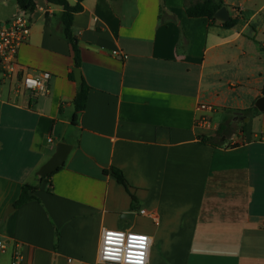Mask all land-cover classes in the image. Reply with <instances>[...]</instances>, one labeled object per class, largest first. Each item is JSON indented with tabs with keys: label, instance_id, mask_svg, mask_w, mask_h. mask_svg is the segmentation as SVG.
Masks as SVG:
<instances>
[{
	"label": "crops",
	"instance_id": "0c3cea01",
	"mask_svg": "<svg viewBox=\"0 0 264 264\" xmlns=\"http://www.w3.org/2000/svg\"><path fill=\"white\" fill-rule=\"evenodd\" d=\"M203 1L84 0L73 35L89 94L74 122L64 8L34 0L0 92V264L18 248L21 264H103L110 229L148 234L149 264H264V0H223L232 28L189 17ZM25 73H49L48 92L20 90ZM60 143L65 165L41 180ZM24 185L35 199L16 208Z\"/></svg>",
	"mask_w": 264,
	"mask_h": 264
},
{
	"label": "built area",
	"instance_id": "2783aa9c",
	"mask_svg": "<svg viewBox=\"0 0 264 264\" xmlns=\"http://www.w3.org/2000/svg\"><path fill=\"white\" fill-rule=\"evenodd\" d=\"M34 12L35 9L30 12L20 8L9 23L0 25V92L4 83L17 70L19 50L30 37L31 19ZM50 79L49 73H43L40 76L25 73L20 81V90L45 94L48 92ZM207 110L212 112L214 108L209 105L199 106V111ZM197 125L209 128L211 127V120L206 115L198 117ZM49 142L52 140L50 139ZM141 240H143V247L140 246ZM151 248L152 238L148 234L113 229L105 230L99 260L103 264H136L139 256L142 264H149ZM6 249L5 240L0 238V253H4ZM22 260V252L18 248L14 253L13 264H21Z\"/></svg>",
	"mask_w": 264,
	"mask_h": 264
},
{
	"label": "trees",
	"instance_id": "16d2710c",
	"mask_svg": "<svg viewBox=\"0 0 264 264\" xmlns=\"http://www.w3.org/2000/svg\"><path fill=\"white\" fill-rule=\"evenodd\" d=\"M49 2L53 4L60 5L64 8V13L62 16V22L64 25V35L67 38V40L72 44L75 52V67L80 68L81 67V57H80V50L78 47V44L76 42V38L73 35V21L75 14L81 12L83 10L82 3L84 0H79L78 3L75 6H71L67 0H48ZM17 4L19 8L25 11H34L35 9V3L34 0H17ZM224 6L223 0H205L200 3H196L194 5H191L187 8V14L189 17L192 18H200V17H207L212 22H215V14ZM237 20H230L229 22H225L223 25L228 28H232L237 24ZM71 80L75 81L74 74H71L70 76ZM263 96H264V88H263ZM88 94H89V86L83 81L80 86L78 87L77 96L74 100V106H75V114L73 121L76 122V120L79 117V114L84 111L87 101H88ZM246 113H260L259 110L256 107H253L249 109L248 111L244 112ZM224 130V127H221L219 129V133ZM202 142H208L207 138L202 137L200 138ZM110 173L115 177V179L123 185L128 192L130 191V186L128 182L125 179V176L123 173L116 169L112 168L110 170ZM55 174V173H54ZM54 174L48 175L46 177H41V180H50ZM37 191V188L32 185H24L22 188V193L15 203V207H21L22 205L32 201L35 199L34 193Z\"/></svg>",
	"mask_w": 264,
	"mask_h": 264
},
{
	"label": "water",
	"instance_id": "95a60500",
	"mask_svg": "<svg viewBox=\"0 0 264 264\" xmlns=\"http://www.w3.org/2000/svg\"><path fill=\"white\" fill-rule=\"evenodd\" d=\"M215 18L223 21L228 22L230 21V17L228 14V11L225 7H222L216 14ZM74 75L75 80L77 83V86L79 87L80 84L83 82L81 70L79 68L74 69ZM257 108L264 112V97L259 99L257 102ZM72 151V146L66 143H60L58 144L56 148L55 154L52 156V158L40 169L39 176L40 177H46L48 175L54 174L57 172L61 167L65 165V162L69 156V154ZM124 218L131 219L133 217V214H124Z\"/></svg>",
	"mask_w": 264,
	"mask_h": 264
},
{
	"label": "rangeland",
	"instance_id": "374dc122",
	"mask_svg": "<svg viewBox=\"0 0 264 264\" xmlns=\"http://www.w3.org/2000/svg\"><path fill=\"white\" fill-rule=\"evenodd\" d=\"M16 0H0V20H8L12 16V14L15 12V3ZM221 119L219 116H216L214 118V122H220ZM123 231V230H122Z\"/></svg>",
	"mask_w": 264,
	"mask_h": 264
},
{
	"label": "clouds",
	"instance_id": "9594fccd",
	"mask_svg": "<svg viewBox=\"0 0 264 264\" xmlns=\"http://www.w3.org/2000/svg\"><path fill=\"white\" fill-rule=\"evenodd\" d=\"M140 246L143 247V240H141V242H140ZM136 264H142V261H141V259H140L139 256H138V258H137Z\"/></svg>",
	"mask_w": 264,
	"mask_h": 264
},
{
	"label": "snow or ice",
	"instance_id": "6c2138e0",
	"mask_svg": "<svg viewBox=\"0 0 264 264\" xmlns=\"http://www.w3.org/2000/svg\"><path fill=\"white\" fill-rule=\"evenodd\" d=\"M110 240H111V237H110Z\"/></svg>",
	"mask_w": 264,
	"mask_h": 264
}]
</instances>
